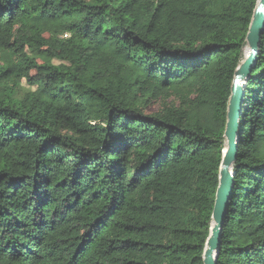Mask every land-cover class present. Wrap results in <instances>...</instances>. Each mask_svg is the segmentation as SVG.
I'll list each match as a JSON object with an SVG mask.
<instances>
[{
	"label": "trees",
	"instance_id": "1",
	"mask_svg": "<svg viewBox=\"0 0 264 264\" xmlns=\"http://www.w3.org/2000/svg\"><path fill=\"white\" fill-rule=\"evenodd\" d=\"M256 5L0 0V264H203ZM232 172L215 263L264 264V28Z\"/></svg>",
	"mask_w": 264,
	"mask_h": 264
},
{
	"label": "water",
	"instance_id": "2",
	"mask_svg": "<svg viewBox=\"0 0 264 264\" xmlns=\"http://www.w3.org/2000/svg\"><path fill=\"white\" fill-rule=\"evenodd\" d=\"M264 28V0H257L245 37L248 56L237 66L230 88L224 130L225 147L219 167V181L211 214V227L205 242L203 264H216L223 219L233 186L232 165L236 159L238 119L240 118L245 84L256 60L260 37Z\"/></svg>",
	"mask_w": 264,
	"mask_h": 264
},
{
	"label": "rangeland",
	"instance_id": "3",
	"mask_svg": "<svg viewBox=\"0 0 264 264\" xmlns=\"http://www.w3.org/2000/svg\"><path fill=\"white\" fill-rule=\"evenodd\" d=\"M248 47H245V49H244V53H243V55H244V60L247 58V56H248ZM154 81L153 80H149V81H147L145 84H144V90L146 91V90H149L153 85H154Z\"/></svg>",
	"mask_w": 264,
	"mask_h": 264
}]
</instances>
